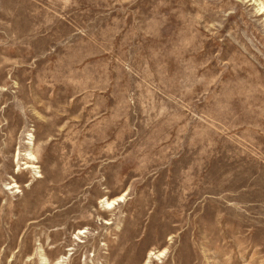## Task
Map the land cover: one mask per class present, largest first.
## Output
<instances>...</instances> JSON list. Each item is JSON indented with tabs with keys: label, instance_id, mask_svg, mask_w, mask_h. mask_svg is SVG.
<instances>
[{
	"label": "rangeland",
	"instance_id": "rangeland-1",
	"mask_svg": "<svg viewBox=\"0 0 264 264\" xmlns=\"http://www.w3.org/2000/svg\"><path fill=\"white\" fill-rule=\"evenodd\" d=\"M133 261L264 264V0H0V264Z\"/></svg>",
	"mask_w": 264,
	"mask_h": 264
},
{
	"label": "bare ground",
	"instance_id": "bare-ground-1",
	"mask_svg": "<svg viewBox=\"0 0 264 264\" xmlns=\"http://www.w3.org/2000/svg\"><path fill=\"white\" fill-rule=\"evenodd\" d=\"M29 157H31V155H30ZM29 161L34 162V161H36V159L33 158V157H31V158H29ZM31 169H36L35 166H33V164H28V165L26 166V168H25V170H28V171H30ZM15 188H16L15 186H11L10 188H8V190H13V189H15ZM16 193H19V192H16ZM121 201H122V198L120 197V198H118L117 200H113V201H110V202H106L105 204H106V206H107L108 208H112V207L116 204V202H121ZM78 235H80V233H79ZM151 255H152V254H150V256H151ZM128 264H136V262H135V261H133V262H128Z\"/></svg>",
	"mask_w": 264,
	"mask_h": 264
}]
</instances>
